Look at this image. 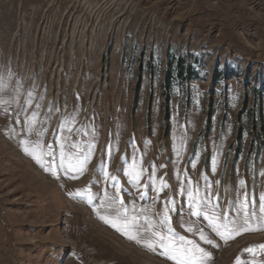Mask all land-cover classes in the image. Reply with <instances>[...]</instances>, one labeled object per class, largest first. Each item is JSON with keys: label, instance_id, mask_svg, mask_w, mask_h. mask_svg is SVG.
Returning a JSON list of instances; mask_svg holds the SVG:
<instances>
[{"label": "rangeland", "instance_id": "obj_1", "mask_svg": "<svg viewBox=\"0 0 264 264\" xmlns=\"http://www.w3.org/2000/svg\"><path fill=\"white\" fill-rule=\"evenodd\" d=\"M180 58L193 64L197 77L165 86ZM29 93L32 103L25 105ZM0 99L9 101L0 105V264H173L68 193L85 187L102 193L103 178L95 172L102 158L135 193L117 172L134 139L146 151L148 173L154 162L169 184L155 211L171 193L180 202L171 213L173 227L199 243L181 227L188 217L177 195L174 137L186 136L181 173L187 168L194 183L205 173L222 209L243 179L258 205L264 192V0H0ZM21 107L45 122V144L55 145L58 122L74 109L75 127L95 125L98 141L84 175L71 179L58 171L57 179L25 154ZM116 133L118 150L109 161L107 145ZM211 156L219 160L215 173ZM94 177L101 183L90 184ZM121 194L125 202L152 203ZM200 226L219 245L201 244L212 253L209 264H235L237 257L264 264V251H243L264 244V230L225 242L202 218Z\"/></svg>", "mask_w": 264, "mask_h": 264}, {"label": "snow or ice", "instance_id": "obj_2", "mask_svg": "<svg viewBox=\"0 0 264 264\" xmlns=\"http://www.w3.org/2000/svg\"><path fill=\"white\" fill-rule=\"evenodd\" d=\"M32 96L33 94L29 93L25 105L32 103ZM8 103L9 101L0 99V105ZM40 106V104L35 105L36 108ZM4 111L7 112V108ZM22 114L24 121L22 131L26 132L27 136L20 140L21 147L25 154L29 155L45 172L51 173L57 179H59L58 171L71 179H76L87 172L88 164L95 153L99 133L91 122L75 127L79 116L78 109H74L58 122L57 129L53 132L55 145L52 142L45 144L44 138L48 128L44 126L45 122L39 119L37 111L33 110L28 114L26 108L21 107L17 117ZM17 122H20L19 119ZM74 134L82 138L73 141ZM186 140V136L174 137L173 144L176 156L175 178L179 183L177 195L184 198L179 211L184 212V205H186L188 217L181 220V227L192 236L198 237L199 243L173 227L171 213L178 211L177 205L180 202L171 193L162 202L161 210L155 211V205L160 201V194L169 188V184L164 177L157 176L158 169L154 162L150 165L151 173H148V169L143 166V156L146 155V151L141 153L134 139L129 141L131 155L126 154L121 157V167L117 172L123 173L127 185L134 189L135 193L121 184L118 174L108 171V165L102 158L95 170L96 175L103 178L105 188L102 193L92 192L90 187H85L69 192L68 195L84 200L105 224L149 251L168 258L173 264H209L213 258L212 253L201 244L213 248L219 245L204 227L200 226L201 218L206 222L210 232L225 242L244 232L264 230V192L259 194L257 205L255 195L247 191L246 181L241 179L238 182V188L232 190L233 198L222 209L219 203L222 198L218 194H213L212 182L205 173H201L202 183H194L188 177L187 168L181 173L179 165L183 152L186 151ZM149 144L150 141H145V149ZM118 145L119 133H116V139L107 145L109 161L118 150ZM199 155V151H195L193 157L189 159L193 169L198 163ZM210 164L212 172L215 173L219 165L218 157L211 156ZM159 167L163 168L164 165ZM260 174L264 175V172ZM145 176H147L146 179ZM91 183L100 184L101 180L94 177ZM216 183L219 184L220 181ZM109 188L111 191L108 190ZM241 189L244 191L241 192ZM150 191L156 194L155 197L149 195ZM122 192H127L129 196L135 195L141 201L151 200L152 203L138 205L135 199L125 202ZM257 248L264 251V244L250 246L243 251L255 256ZM235 264H256V261L245 262L237 257Z\"/></svg>", "mask_w": 264, "mask_h": 264}, {"label": "trees", "instance_id": "obj_3", "mask_svg": "<svg viewBox=\"0 0 264 264\" xmlns=\"http://www.w3.org/2000/svg\"><path fill=\"white\" fill-rule=\"evenodd\" d=\"M197 73L198 72L195 70L193 64L191 63L186 64L184 58H180L175 65V70L173 74H171V72L167 74L165 86L170 87L169 84H171V81H175V80L180 82L185 80H192L197 77L198 75ZM218 75L219 72H216V74H214V79L218 80L219 79Z\"/></svg>", "mask_w": 264, "mask_h": 264}]
</instances>
